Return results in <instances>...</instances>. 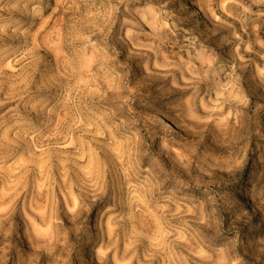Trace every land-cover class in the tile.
Instances as JSON below:
<instances>
[{
	"label": "clouds",
	"instance_id": "clouds-1",
	"mask_svg": "<svg viewBox=\"0 0 264 264\" xmlns=\"http://www.w3.org/2000/svg\"><path fill=\"white\" fill-rule=\"evenodd\" d=\"M0 264H264V0H0Z\"/></svg>",
	"mask_w": 264,
	"mask_h": 264
}]
</instances>
